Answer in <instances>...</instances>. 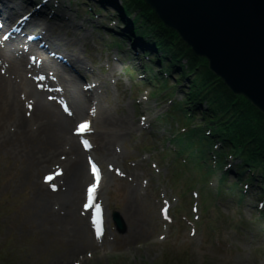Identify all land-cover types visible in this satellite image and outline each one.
Wrapping results in <instances>:
<instances>
[{
  "label": "rangeland",
  "instance_id": "1",
  "mask_svg": "<svg viewBox=\"0 0 264 264\" xmlns=\"http://www.w3.org/2000/svg\"><path fill=\"white\" fill-rule=\"evenodd\" d=\"M29 1L44 0H22L25 8ZM45 4L48 13L36 15L42 41L74 66L69 55L78 57V68H66L67 77L83 86L90 83L111 113H126L129 131L123 142L110 143H117L113 158L93 123L90 154L104 172L98 196L104 228L95 236L88 226V244L81 242L72 256L65 253L79 239L75 225H88L90 219L83 182L78 200L65 206L62 181L43 179L61 165L63 155L14 141L0 145V264H264L260 187L253 181L240 199V185L231 187L233 170L224 178L207 156L197 159L177 147L184 112L170 107L183 103L187 91L177 69L158 63L152 53L145 58L139 36L101 0ZM129 12L132 18L134 11ZM43 23L52 29L50 37ZM85 169L89 172L86 161ZM113 212L124 221L122 234L115 230Z\"/></svg>",
  "mask_w": 264,
  "mask_h": 264
},
{
  "label": "bare ground",
  "instance_id": "2",
  "mask_svg": "<svg viewBox=\"0 0 264 264\" xmlns=\"http://www.w3.org/2000/svg\"><path fill=\"white\" fill-rule=\"evenodd\" d=\"M24 8L22 0H0V21L4 24L3 28L0 26V145L14 141L24 148L30 145L50 151L53 156L63 155L65 159L57 168L64 173L61 176L55 174L47 181H62L65 194L61 196V202L65 206L74 205L80 195L78 189L81 183L83 182L85 189L94 179L85 169V161L90 156L81 148L79 137L73 134L72 125L86 118V135L95 128V122L98 126L95 132L98 135L103 134L108 155L115 158L118 155L115 145L117 143L112 146L110 143L123 142L126 139L129 131L127 115L123 112L113 114L110 108L103 107L101 100L92 93L91 84L84 89L78 81L67 77L66 68H78L80 63L73 53L69 56L76 66L73 63L69 66L62 63L50 52L54 50L45 46L35 50L32 47L26 49L25 45L18 43V47L3 48L5 40H17L10 34L4 36V33L14 25L17 16L25 12ZM21 22V28L25 32L33 30L27 26L35 28L38 24V21L30 18ZM44 28L50 30V37L52 29L43 23L42 29ZM34 36L38 37V33L35 32ZM54 36L61 38L58 33H54ZM16 45L17 43L14 44ZM82 126L83 124L79 128ZM47 131L48 136H45ZM229 168L234 171L232 166ZM103 178V174L96 178L92 197L101 191ZM88 225L82 222L81 225H75L76 237L79 239L77 238L76 244L65 256H72L81 246V242L86 241L88 244Z\"/></svg>",
  "mask_w": 264,
  "mask_h": 264
},
{
  "label": "trees",
  "instance_id": "3",
  "mask_svg": "<svg viewBox=\"0 0 264 264\" xmlns=\"http://www.w3.org/2000/svg\"><path fill=\"white\" fill-rule=\"evenodd\" d=\"M108 1L115 7L116 15L139 36L143 54L152 53L154 60L175 67L177 75L186 80L184 102L170 107L184 112L180 117V122L184 124L181 133L184 135L182 139L177 138L178 149L185 154L188 151L189 156L201 160L206 156L209 160L214 157L213 162L222 167L221 170L229 160L237 161L233 166L235 182L231 185L232 190L237 184H244L247 185V192L254 181L264 194L261 184L264 182V114L244 97L234 95L222 80L209 71L207 61L194 56L177 34L165 28L142 0H123L124 5L120 7L116 0ZM101 2L105 5L106 0ZM129 9L134 11L132 18L128 16L131 13ZM177 86H173L176 91ZM249 112L256 115L255 120ZM252 121H255L254 125ZM246 122L249 124L246 125ZM227 173L224 170L222 177L225 178ZM242 190L243 187L237 190L240 198Z\"/></svg>",
  "mask_w": 264,
  "mask_h": 264
},
{
  "label": "water",
  "instance_id": "4",
  "mask_svg": "<svg viewBox=\"0 0 264 264\" xmlns=\"http://www.w3.org/2000/svg\"><path fill=\"white\" fill-rule=\"evenodd\" d=\"M142 1L234 95L264 114V0Z\"/></svg>",
  "mask_w": 264,
  "mask_h": 264
},
{
  "label": "snow or ice",
  "instance_id": "5",
  "mask_svg": "<svg viewBox=\"0 0 264 264\" xmlns=\"http://www.w3.org/2000/svg\"><path fill=\"white\" fill-rule=\"evenodd\" d=\"M95 171V169H94ZM48 179H51L50 177H47L46 180ZM95 191V186H93L92 188L89 189V199L91 200V196H92V193ZM88 205H86L87 207ZM99 213H100V206L97 205L96 206V214H97V222H96V232H97V235L99 236L100 235V225H99V220H98V217H99Z\"/></svg>",
  "mask_w": 264,
  "mask_h": 264
}]
</instances>
